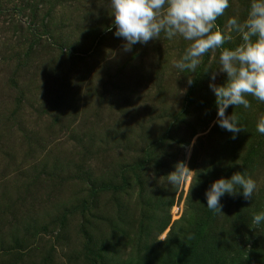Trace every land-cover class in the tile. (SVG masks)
Wrapping results in <instances>:
<instances>
[{
    "label": "rangeland",
    "instance_id": "rangeland-1",
    "mask_svg": "<svg viewBox=\"0 0 264 264\" xmlns=\"http://www.w3.org/2000/svg\"><path fill=\"white\" fill-rule=\"evenodd\" d=\"M249 3L230 0L218 28ZM113 19L108 0H0V264H84L90 240L121 264H264V223L249 227L264 211V134L256 130L264 103L249 97L250 109H226L247 129L233 138L215 122L210 83L223 84L226 74L211 55L196 73H180L173 61L188 42L162 34L124 51ZM170 127L163 164L172 166L160 181L193 153V168L208 180L213 165L226 171L234 162L224 178L251 176L253 197L225 193L222 212L209 209L203 220L188 213L185 169L182 184H165L168 198L175 191L170 207L154 220L143 216L144 228L128 204L118 221V175L128 181L135 157ZM99 183L104 190L89 195ZM148 194L152 203L156 194ZM111 224L119 236L109 235Z\"/></svg>",
    "mask_w": 264,
    "mask_h": 264
},
{
    "label": "clouds",
    "instance_id": "clouds-1",
    "mask_svg": "<svg viewBox=\"0 0 264 264\" xmlns=\"http://www.w3.org/2000/svg\"><path fill=\"white\" fill-rule=\"evenodd\" d=\"M230 6V0H108L115 35L125 41L124 51H131L137 43L161 39L163 34L169 40L179 37L188 42L183 54L173 61L180 73H196L206 55L216 60L214 68L226 74V80L223 84L210 83L216 97L215 122L235 138L236 133L247 129L240 125L234 111L229 115L226 109H250L249 97L264 103V0H250L243 17L236 11L223 28H218V18ZM211 79L215 81V72ZM187 83H193L191 75ZM256 130L264 134V115L257 121ZM185 169L190 170L183 162L178 163L166 182L171 186L182 184ZM256 188V181L241 171L230 178H218L205 193L207 207L220 213V198L225 193L251 199ZM262 223L264 211L254 212L249 227L257 230Z\"/></svg>",
    "mask_w": 264,
    "mask_h": 264
},
{
    "label": "trees",
    "instance_id": "trees-1",
    "mask_svg": "<svg viewBox=\"0 0 264 264\" xmlns=\"http://www.w3.org/2000/svg\"><path fill=\"white\" fill-rule=\"evenodd\" d=\"M170 129L171 127L167 129V131ZM167 131L163 132L162 134H160L159 137L157 136L158 138H156L151 143H149L148 147L146 148V152L142 154V158L140 160H138L135 157V159L132 162L134 166L131 169V172H132L131 178H129L128 181L126 179H123L122 175L121 176L118 175V177L120 178V181H119L120 192L118 193V196H117L119 197V202L115 205V215L117 214V216L119 217L118 221L121 220L122 218L124 219V216L126 214H129L127 211L126 205L124 204H128L131 207L132 212L134 213L137 211H141L140 213H142V216H141L142 218L140 219L137 218V220H138V223L142 225L143 228H144V223H145L143 216L154 220L159 208L164 211L170 207L172 203V195L174 194L175 191L173 189L170 195L171 197L168 198L169 196L166 195V192L163 193V191L166 188L165 184H168V183L166 182V180L165 182L162 180L160 181L161 177L166 178L165 172L169 167L172 166V164H170L168 168L166 169L167 164H163L164 161L167 160V158L170 156V153H169L170 151L166 150L167 148L166 143L170 142L171 133H175L174 131H171V130L169 132ZM215 131L216 130L214 129L213 132ZM173 142H175V140H173ZM183 143H185V141H183ZM182 145L183 144H181V147ZM192 154H190V156L188 157L187 163H186L187 168L192 170V177H191L190 185L187 191L188 193L185 197L186 198L185 204H186V207H188V213H191V214L197 213L198 215H201L203 217L202 219L204 220V214L207 215L208 214L207 210H209L207 207V199L205 195L206 191L210 188L213 181L230 174L231 167L234 165V162H231L230 166L227 167L226 171L221 170L223 168L220 162H218L216 165H213L212 166L213 168L212 169L209 168L208 170L211 171L210 177L211 178L214 177L215 180H212L211 178L208 180V179H204L205 174L207 175L209 174L208 172L200 173V171H198L196 168H193ZM243 163L244 161L240 158L239 160L237 159L236 165L239 164L238 168L240 169ZM217 165L218 167H215ZM234 167L235 166H233V168ZM81 174H84V172H82ZM91 175L86 174L88 178ZM92 178L93 177L91 176V180ZM88 186H89L88 194L92 196L96 194L97 189H102L101 190L102 192L104 188L106 187L105 183L104 184L99 183L98 186L95 188V190L90 189V184ZM173 188H176V186H174ZM134 189L136 190V193H135L136 198L135 200H133L132 198L133 201H131V190H134ZM149 192L156 194L155 200L152 203H149V194H148ZM150 204H152L153 206V212L151 214H148L149 211H152V206ZM92 205L94 204L91 203L90 207ZM87 211L90 213L92 212V210H89V209H87ZM166 222L167 220H164L163 222H161V224L157 225L156 226L157 229L161 231L166 226ZM199 224L201 225V223ZM114 227L115 226L111 224L109 235L112 237H117L120 234L115 232ZM139 230L140 231L137 233L141 234L143 230L141 229ZM199 232L200 231H198L197 229L196 232H194V234H198ZM167 238L168 236H166V239ZM88 244H90V246L84 245V249H83L82 260L84 264H108V262L110 263L113 262L114 264L122 263L121 261L116 260L118 256L117 253H114L112 255H106L105 251L107 250L105 248L94 246L91 243V240L88 242ZM251 247H252V250L255 249V245L254 247L253 246ZM102 260H104V263Z\"/></svg>",
    "mask_w": 264,
    "mask_h": 264
}]
</instances>
